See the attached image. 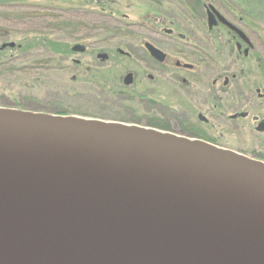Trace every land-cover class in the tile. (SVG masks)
Wrapping results in <instances>:
<instances>
[{"label":"water","instance_id":"95a60500","mask_svg":"<svg viewBox=\"0 0 264 264\" xmlns=\"http://www.w3.org/2000/svg\"><path fill=\"white\" fill-rule=\"evenodd\" d=\"M0 264H264V162L153 128L0 107Z\"/></svg>","mask_w":264,"mask_h":264},{"label":"rangeland","instance_id":"374dc122","mask_svg":"<svg viewBox=\"0 0 264 264\" xmlns=\"http://www.w3.org/2000/svg\"><path fill=\"white\" fill-rule=\"evenodd\" d=\"M5 1L4 5H0V46L4 43L16 44L3 54L7 60L0 66V94L2 101L6 103L0 107L17 109L10 106L17 99L25 106L43 111L30 110L31 112L58 115L46 111H61L68 114L65 116L153 128L196 139L179 133L181 128L187 127L196 119L192 116V110L189 113L185 109L162 108L139 101L136 105L123 104L100 95V90L86 83H80L78 94H72L74 87L71 79L78 70L75 60L81 61L86 68L94 69L99 64L96 60L97 53L94 54L97 51L108 53L112 60L120 63L119 60L123 59L118 50H136L144 39L159 42L158 37L152 34L153 28L171 29L169 27H177V24L187 28L189 22L197 21V17L179 0H106V5H99L98 0H92L89 5H85V0L82 4L79 0ZM207 1L220 8L229 20L238 23L243 21L246 26L254 29L251 33L255 50L249 59L248 68L254 74L256 89H264V9L238 6L235 2L237 0ZM34 35L67 43L72 50L76 45L83 46L86 53H74L54 60H50L51 55L41 47L20 53L16 47L17 42ZM243 63L242 60L235 66L226 56H219L205 62V68L210 73L211 82L219 70L235 73L243 68ZM113 71L118 73L119 80L123 79L126 72L119 67H114ZM224 104V108L220 110L224 118L210 120L206 128L202 126L209 137L217 139L220 136L224 145L207 142L250 157L244 152L260 143L261 139L264 141V135L256 132L257 125L252 122L253 116L264 118V103L256 96L255 107L250 111L251 116L247 121L229 120L227 117L238 109L231 107V103L230 106ZM151 118L169 124L173 130L164 131L134 123H144Z\"/></svg>","mask_w":264,"mask_h":264},{"label":"flooded vegetation","instance_id":"af4514ba","mask_svg":"<svg viewBox=\"0 0 264 264\" xmlns=\"http://www.w3.org/2000/svg\"><path fill=\"white\" fill-rule=\"evenodd\" d=\"M201 1L204 11L196 14L188 8V0H179L198 19L189 22L187 28L178 24L177 27H169L171 29L153 28L152 34L158 37L159 42L144 39L133 52L118 50L123 59L119 60L120 63L112 60L108 53L95 51L99 63L95 68L113 70L119 67L125 70L123 79H120L121 86L136 93L140 103L185 109L189 113L192 110V116L196 118L192 120L193 123L209 125L210 120L223 119L224 114L220 110L224 108V103L226 106L231 103V107L238 109L227 117L229 120L247 121L251 116L250 111L255 107L256 96L264 103V89H256L254 74L248 68L249 59L255 50L251 33L254 29L243 21L238 23L229 20L220 8L209 1ZM219 15L241 31L245 38L221 22ZM152 48L161 53L156 56ZM74 53L84 54L86 48ZM100 54L107 55V58H98ZM219 56H226L235 66L243 60V68L235 73L221 69L210 82L211 76L205 68V62ZM74 64L80 66L81 61L75 60ZM128 75H132L129 85L125 82ZM252 122L257 125L256 131L264 135V131H258L264 118L253 116Z\"/></svg>","mask_w":264,"mask_h":264},{"label":"trees","instance_id":"16d2710c","mask_svg":"<svg viewBox=\"0 0 264 264\" xmlns=\"http://www.w3.org/2000/svg\"><path fill=\"white\" fill-rule=\"evenodd\" d=\"M84 0H79V2L82 4ZM87 4L89 5L92 0H85ZM99 5H106V0H98L97 1ZM238 6H256V8H262L264 9V0H237L235 1ZM6 3L5 0H0V5H4ZM83 4V5H84ZM188 8H191V11L196 14L203 13V1L201 0H188L187 2ZM16 44V43H15ZM6 45V46H4ZM18 51L20 53L29 52L37 47H41L45 49L50 55L51 59L54 60L57 58H66L70 54H74V51L71 49V46L67 43L62 42H55L50 40L47 36H32V37H26L23 40L17 42L16 45ZM8 49H12L10 45L7 43H4L0 46V66L4 64V62L7 60L6 57H4L5 51ZM78 69L77 72L73 74V77L71 79V84L74 87V90L72 94H78L77 88H79L80 83H86L93 86L96 90H100V95L108 97L110 100L118 101L123 104H133L136 105L139 97L136 93L133 91H129L127 89H124L121 86L120 80L118 78V73L113 70L108 69H98V68H86L82 63L80 66L75 65ZM1 90V87H0ZM6 102L2 101L1 94H0V105H4ZM13 105H10L11 107H15L19 110H27V111H38L43 112L41 109H32L31 107L23 105L19 100L14 99ZM47 113H55L58 115H68L64 112H50L46 111ZM136 124L148 126V127H154L158 128L160 130L164 131H172L173 129L171 126L163 121H157L154 118H151L144 123L141 121L134 122ZM208 127V125L199 124L197 123H189L187 127L181 128V131L179 132L181 135L191 137V138H198L202 139L208 142H211L215 145L223 146L224 143H222L223 139L220 138V136L217 139H213L212 137H209L207 130L202 128ZM257 132V131H256ZM250 157L260 160L264 162V141L261 139L260 143L254 144L251 149H249L247 152Z\"/></svg>","mask_w":264,"mask_h":264}]
</instances>
